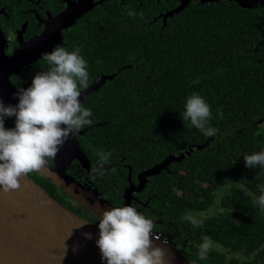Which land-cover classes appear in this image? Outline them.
<instances>
[{"label":"trees","instance_id":"trees-1","mask_svg":"<svg viewBox=\"0 0 264 264\" xmlns=\"http://www.w3.org/2000/svg\"><path fill=\"white\" fill-rule=\"evenodd\" d=\"M175 5L163 0H144L141 6L127 0L104 5L97 10V20L103 21L98 30L101 41H67L64 48L80 49L89 74L115 75L84 104L92 112L90 125L101 123L80 138L91 174L76 161L68 173L85 177L86 181L78 180L98 190L101 164L107 169L121 165L112 171L127 174L125 166L142 170L192 148L173 165L186 171L180 181L183 190L198 198L179 213L175 207L163 209L152 218H178L199 210L206 207L207 197L211 201L221 191L223 212L206 217L198 228L190 227L195 237L208 235L214 242L207 255L210 261L204 262L264 264V212L253 205L264 172L246 168L243 160L264 149V6L243 9L231 0L195 1L163 25L156 17ZM113 21L118 22L117 32ZM81 26L74 29L76 35L83 31ZM46 67L41 60L37 72ZM193 92L210 105L209 123L218 130L202 150L195 146L211 137L179 118L184 98ZM5 126L12 127L13 120H6ZM105 152L110 153L107 159ZM29 176L51 194L58 193L49 181L32 172ZM170 180L165 176L158 183L160 196L171 194Z\"/></svg>","mask_w":264,"mask_h":264},{"label":"clouds","instance_id":"clouds-1","mask_svg":"<svg viewBox=\"0 0 264 264\" xmlns=\"http://www.w3.org/2000/svg\"><path fill=\"white\" fill-rule=\"evenodd\" d=\"M42 59L46 69L35 73L27 87L17 89L15 104L0 99V189L5 192L17 189L20 179L46 166L70 135L92 123V112L80 99L89 79L80 49L56 46L43 53ZM211 116L210 105L200 94L193 92L184 98L179 113L182 122L187 121L204 137L215 138L218 130L209 123ZM217 116L222 113L217 111ZM8 119L13 120L12 127L5 126ZM103 155L107 159L110 153ZM243 160L246 168L264 172V149L244 155ZM258 192L253 205L264 212V184L258 185ZM187 219L198 228L206 217L194 214ZM96 224L95 243L103 264H166L165 249L154 242L153 220L133 204L103 210ZM213 245L211 237H201L195 246L201 260Z\"/></svg>","mask_w":264,"mask_h":264},{"label":"water","instance_id":"water-1","mask_svg":"<svg viewBox=\"0 0 264 264\" xmlns=\"http://www.w3.org/2000/svg\"><path fill=\"white\" fill-rule=\"evenodd\" d=\"M178 1L180 4L175 9L158 16L163 18V25H166L168 18L182 12L192 1L204 4L217 3L219 0ZM231 1L243 9L264 6V0ZM93 5L92 0H79L75 6L48 21L42 34L28 42H22L21 47L12 56L4 54L0 32V99L6 104L17 102L13 96L17 88L10 81L11 75L37 62L43 53L51 52L54 47H64L62 30L91 10ZM114 76H101L99 81L83 89L81 102L84 104L88 96L98 92L107 81L113 80ZM100 125L101 123L95 124L87 130ZM211 141L212 138H209L195 148L205 149ZM192 150L188 148L186 152L190 154ZM183 159L184 154L168 155L160 163L140 174L138 185H131L126 190L124 204H131L132 193L143 190L146 177L157 175L171 163ZM51 160L53 166L47 164L32 173L52 183L60 193L95 217H99L103 210L115 207L103 199L97 189L82 184L67 173V167L73 161H77L87 171L91 169L89 159L75 135L68 137ZM153 236L154 242L165 249L166 264H193L194 261L167 245L162 239L163 235L159 236L153 232ZM97 238L98 229L87 219L60 204L29 174L20 179L17 189L7 192L0 189V264H103L95 243Z\"/></svg>","mask_w":264,"mask_h":264},{"label":"flooded vegetation","instance_id":"flooded-vegetation-1","mask_svg":"<svg viewBox=\"0 0 264 264\" xmlns=\"http://www.w3.org/2000/svg\"><path fill=\"white\" fill-rule=\"evenodd\" d=\"M124 1L125 0H92V3L94 4L92 9L84 13L67 29L62 30L63 44L66 45L69 39L76 40V38L91 42L101 41L100 32H98V30L99 29L101 30L103 21L101 19L97 20V18L100 17L101 14V12L100 11L97 12V10L100 9L101 7H104V5L109 6L113 3L118 4L119 2H124ZM127 1L139 2V5L141 6L144 0H127ZM145 1L150 2L151 0H145ZM156 1H162V0H156ZM163 1L169 2L171 4L175 3L176 5L173 9H175L180 4L178 0H163ZM78 2L79 0H0V32L2 34L1 40H2V47L4 54L7 56H12L14 52L21 47L22 42H28L32 38L42 34L43 31L45 30L46 23L48 21H50L52 18L59 15L63 11L67 10L68 8L75 6ZM158 16L156 18H159L163 24V18ZM81 24L83 31L82 32L79 31V34L76 35L74 29ZM112 24L114 26L113 31L117 32L118 22L113 21ZM41 60L43 59L41 58L37 62L30 64L28 67H25L19 73L11 75L10 77L11 83L17 89H22L28 86L32 76L35 73H37V69H38L37 66ZM104 75L106 74H100V73L89 74L88 80L91 81L86 85V87L92 85L94 82L99 81L100 77ZM86 87H84L83 89H85ZM91 126L93 125L85 126L77 134H75L76 138L79 140V143H80V138L86 135V133L89 131L87 129ZM80 147H81V143H80ZM181 154H184V159L186 158V155H189L187 152ZM170 155H176V154H170ZM53 164H54L53 161L49 160L48 166H53ZM154 165L137 171L133 169L130 165H128L125 166L128 169V173L124 174V172H120V171L113 172L112 171L113 169H111V168H121L122 167L121 165L118 166L110 165V169H107L106 165L101 164L100 166L101 168L99 169L100 175L97 183L98 184L97 191L103 199L111 203L113 206L115 207L123 206L125 205L124 195L126 190L131 185L133 187H136L139 183V175L145 172L146 170L152 168ZM69 166L67 167V173L69 171L68 170ZM177 170L179 172L178 177L176 175ZM85 171L88 172V174L90 175L92 168L90 169V171L87 170ZM68 174L70 175V173ZM159 175H161V178L153 181V179ZM185 175H187L186 171L183 168H180V165H173V163H171L165 170L161 171V173L154 176L146 177V184L143 190L140 192L136 191L132 193L131 204H133L137 208V210L143 213L146 217L151 218L153 220L154 223L153 232L159 235H163L162 239L167 245L172 246L173 248L178 250L183 256H185L190 260H193L194 262L197 261L201 264H206L204 261L205 260L210 261V260L207 257L204 260H199L200 258L197 255L195 246L200 242L201 238L199 236L198 237L194 236V229H190V227L193 226L188 222L187 217L189 215H194V214H203L205 217H208L207 215L210 212H212L214 207L217 206V208H221L220 201L222 200L223 197L221 191L215 192L214 196H212L211 198L212 199L211 201H210V197H207L208 203H206V207L200 208L199 210L195 209V210H188L187 212L185 211L186 213L185 212L181 213L178 216V218L170 217L165 220L152 218L154 216L156 217L158 213L160 214L163 213L162 211L163 209L167 211L175 207L176 210L178 209V213H179L180 210H182L183 205L184 207L187 206L188 201H190L191 199L196 200L198 198L196 196V193L183 190L180 181L183 179ZM165 176H170L171 178L170 183L168 184L171 188L169 190L171 194L166 195L165 193H162L160 196L158 183H160L161 179L165 178ZM72 177L81 183L82 181L78 179L84 178V180L86 181V178L81 177V175L78 176V179H76L74 176ZM35 181L41 184L46 189L45 185L42 184L40 181L37 180ZM117 192H119L120 195H118ZM51 195L60 204L70 209L78 216L87 219L96 229H98L96 224V222L98 221V217H95L87 210L81 208L79 205L75 204L72 200H70L67 196L60 193L59 191L57 194L54 195L51 194ZM197 195H200L199 199L205 197L203 196V194H197ZM171 202L172 204H170ZM216 214L217 212L214 213L213 215ZM172 231H174V233H172ZM219 249L220 248H218L217 250ZM241 256L242 255H238V257ZM210 264H217V263L211 261Z\"/></svg>","mask_w":264,"mask_h":264},{"label":"rangeland","instance_id":"rangeland-1","mask_svg":"<svg viewBox=\"0 0 264 264\" xmlns=\"http://www.w3.org/2000/svg\"><path fill=\"white\" fill-rule=\"evenodd\" d=\"M217 206L213 208L212 212H210L207 216L213 215L216 213Z\"/></svg>","mask_w":264,"mask_h":264},{"label":"built area","instance_id":"built-area-1","mask_svg":"<svg viewBox=\"0 0 264 264\" xmlns=\"http://www.w3.org/2000/svg\"><path fill=\"white\" fill-rule=\"evenodd\" d=\"M159 235V234H158ZM160 236V235H159Z\"/></svg>","mask_w":264,"mask_h":264}]
</instances>
